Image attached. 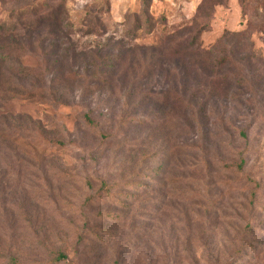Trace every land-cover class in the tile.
I'll return each mask as SVG.
<instances>
[{"label":"rangeland","instance_id":"rangeland-1","mask_svg":"<svg viewBox=\"0 0 264 264\" xmlns=\"http://www.w3.org/2000/svg\"><path fill=\"white\" fill-rule=\"evenodd\" d=\"M201 2L0 0V46H24L5 76L33 93L0 101V253L264 264V0H225L211 18ZM195 18L209 23L201 54L238 45L242 85L175 55ZM168 91L184 105L158 115L147 96Z\"/></svg>","mask_w":264,"mask_h":264},{"label":"trees","instance_id":"trees-1","mask_svg":"<svg viewBox=\"0 0 264 264\" xmlns=\"http://www.w3.org/2000/svg\"><path fill=\"white\" fill-rule=\"evenodd\" d=\"M149 1L145 0V9L147 10L149 7ZM225 3V0H202L198 9H197V17L202 15H206L207 18H211L212 13L214 12L217 6H221ZM51 19H55L52 15L49 16ZM8 19L0 20V39L3 35L9 31L10 27L8 26ZM196 22L195 27L192 28V33L190 34L189 42L187 45L178 44L175 46V55L176 56H193V64L196 69L205 70L207 68H211L214 71L220 73V77H218L217 83H225L228 85L238 84L242 85L244 82L243 76H241V66L240 60V51L236 48L238 47L235 44L232 48L222 47L219 43V47L212 49L211 51L205 52L204 54L200 53L199 41L201 35L204 31L209 28V23H204L203 25H198V19H194ZM200 26V27H198ZM12 30V29H11ZM227 34L229 32H226ZM15 38H12L11 41L7 42V53L4 52V44L0 46V101H5L6 98H16L22 97L24 95H29V97L33 96L32 92L24 89L25 93L21 92V86L15 87L11 85L10 78L5 76L4 68L8 63V59L13 57V53H17V50L23 49L24 46L22 44L21 35H18ZM234 36H241L240 33H235ZM3 39V38H2ZM1 41V40H0ZM3 42V41H2ZM236 42H240V40H236ZM117 59L120 64H122V57H114ZM112 59H110L111 61ZM112 68H115L112 62L109 64ZM15 69V68H14ZM13 69V70H14ZM25 76H31L34 72L32 69H27L25 66H20V72ZM111 78H113L114 71L109 74ZM75 76V75H74ZM101 80V79H100ZM211 78L208 80L210 81ZM108 78L103 80V83L107 82ZM213 82V81H212ZM23 90V89H22ZM148 105L152 104L154 111H157V114H163L169 107H175V105H184V99L176 94L174 91H168L164 94V96H147V101L145 102ZM0 138H7L6 134L0 132ZM240 169H242V165H238ZM107 185L104 186L106 188ZM136 196L134 195L133 198ZM58 261L66 260L67 255L65 253H60L57 255ZM0 264H21L17 257L0 253Z\"/></svg>","mask_w":264,"mask_h":264}]
</instances>
